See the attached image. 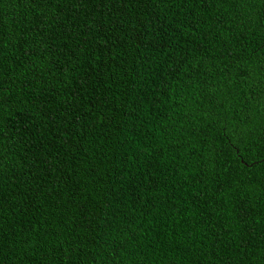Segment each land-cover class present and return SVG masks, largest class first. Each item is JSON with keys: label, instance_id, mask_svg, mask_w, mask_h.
Segmentation results:
<instances>
[{"label": "trees", "instance_id": "trees-1", "mask_svg": "<svg viewBox=\"0 0 264 264\" xmlns=\"http://www.w3.org/2000/svg\"><path fill=\"white\" fill-rule=\"evenodd\" d=\"M0 264H264V0H0Z\"/></svg>", "mask_w": 264, "mask_h": 264}]
</instances>
